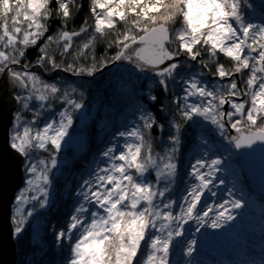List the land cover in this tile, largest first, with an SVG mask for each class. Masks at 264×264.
<instances>
[{
    "label": "snow or ice",
    "instance_id": "1",
    "mask_svg": "<svg viewBox=\"0 0 264 264\" xmlns=\"http://www.w3.org/2000/svg\"><path fill=\"white\" fill-rule=\"evenodd\" d=\"M239 7V0H89L91 23L85 19L78 30L69 31V21L83 8V4L77 3V0H0V78H10L25 88L30 86L31 95L17 97V100L24 101L23 108L27 109L28 101L33 96L36 100L47 101L61 92L55 83H47L34 72L20 71L14 67L21 65L22 58L34 47L39 53L37 66L50 67L53 71L60 70L73 76H91L96 71L93 54L96 43L104 40L109 48L116 49L113 60L134 61L141 71L154 73L162 89H166L168 80L174 77L179 67L175 62L178 58L183 56L197 61L203 53H207L211 63L201 59V66L208 68L220 80L228 78L230 82L210 88L192 79L184 89L180 116L185 120L202 117L216 125L221 135L227 121L239 134L230 140L235 148H251L257 140L264 142V26L245 24ZM233 21L239 25V29L233 26ZM53 22L57 29L54 34L46 36ZM82 34L86 40L74 46V38ZM45 36L44 43L39 44ZM57 53L61 58L59 62ZM218 54L231 60V68L216 62ZM68 56L72 57V62L64 59ZM89 58L93 61L91 67L80 63L81 59ZM213 65L215 70L211 71ZM22 67L27 69L29 65ZM237 74H240L243 87L232 79ZM75 91L71 89V92ZM190 97H195L198 102L189 103ZM233 98L240 99V102ZM62 99L74 110L83 107L71 98L67 89ZM149 99L159 102L156 95ZM177 104L179 106L180 101ZM226 104L231 110H224ZM72 123V114L65 109L60 113L59 121L51 120L38 130L23 126L21 131L22 121L17 115L16 131L10 137V147L23 156H28L32 149L47 151L49 145L54 152H59ZM154 124L155 119L151 115L144 120L147 129ZM173 127L177 133L180 131L178 123ZM120 135L124 136L125 133ZM129 135L138 142L126 143L118 155H112L113 149L109 148L104 156L111 161L110 167L102 169L103 174H97L95 189L90 187L89 192L83 194L85 200L94 201L104 214L92 212L91 222L86 224H82L79 215L71 217L69 232L78 227L82 231L71 247L72 258L68 264H135L149 227L156 228V221L161 220L160 231H164L176 219L171 212L161 213L153 204L155 197L164 196V192L157 193L150 185L139 180L149 167L158 166L152 156L151 142L139 131ZM172 142L177 143L178 136L173 137ZM168 159L170 161L171 157ZM220 163L219 159H213L208 165V173L200 172L199 169L205 167L202 161L197 160L193 165L192 174L199 183L189 191L190 199L185 198L187 206L181 212L180 220L195 218L201 223L206 222L211 209L204 211L202 216L196 213L204 190L212 183L210 177L218 170ZM39 164L45 165V161L40 160ZM51 164L53 167L56 165L55 156ZM164 169L168 176H172L176 165L168 162L164 164ZM133 170L136 176L132 174ZM28 171L37 173V165L33 163ZM48 171L45 165L37 179L47 184ZM28 184H35V180H28ZM40 192L47 196L44 188H40ZM31 199L38 198L33 196ZM22 200L23 196L19 197L17 204ZM45 203L46 199L40 201V206L43 207ZM228 203L225 201L219 206L222 210L212 219L211 228L223 227L235 219L225 207ZM230 203L233 209L243 207L240 200ZM164 207L170 205L165 204ZM76 211L82 213L85 209L81 205ZM16 215H20L19 207ZM14 222L21 225L24 219L15 220L14 217ZM21 231L20 226L14 229L15 234ZM175 235H180V232H175ZM58 236L64 238L66 233L60 232ZM172 236L173 232L169 230L165 239L153 237L150 244L152 251L147 254L143 264H167ZM157 253L163 255L158 256ZM191 253L190 247L188 254Z\"/></svg>",
    "mask_w": 264,
    "mask_h": 264
},
{
    "label": "trees",
    "instance_id": "2",
    "mask_svg": "<svg viewBox=\"0 0 264 264\" xmlns=\"http://www.w3.org/2000/svg\"><path fill=\"white\" fill-rule=\"evenodd\" d=\"M77 3L83 4L73 20L69 21L67 30H78L85 19L91 23V15L88 12L89 0H77ZM239 11L243 16H247L249 6L257 9L258 12L264 14V0H239ZM57 26L53 22L47 35H52L56 31ZM91 31V29L89 30ZM46 36L39 41L43 44ZM111 39V37H108ZM86 37L82 34L81 37L74 38V46L81 44ZM174 48L175 45H172ZM71 51V50H70ZM116 49L109 48L104 40H98L94 49L96 71L93 75L73 76L70 73H65L60 70L53 71L50 67L41 68L36 65V57L38 56L37 48H31L25 58H22L21 65L14 66L17 70H27L34 72L47 83H55L61 92L55 97H50L47 101L36 100L35 97L28 101L29 107L23 108V100H17V106L13 111L12 122L10 124L8 134L9 143L10 137L16 131L15 121L16 116L21 117V131L23 126H30L34 130L42 127L48 115L52 112L59 111L67 106L63 101V92L65 89L69 91L72 99L76 102L91 108L92 105L97 107V117L85 125V149L81 155L70 156L66 158L61 165L59 174L53 180V189L51 201L46 208H38L36 210V220L30 219L24 221L23 224L17 225L14 222L18 220L15 215L10 216L13 228V240L15 244L16 262L15 264H68L72 258L71 247L75 242V238L82 231L78 227L76 230L67 232L69 226L67 221L68 214L73 211L77 205L76 196L72 195V190L78 185L83 174L88 173V177L92 173L94 164L99 158L100 150L106 144L105 133L101 134L98 130L96 122L100 120L107 121L106 126H110L108 131L118 133L126 128V119H135V110H137L139 127L146 140L151 142L152 155L159 158L164 149L169 150L176 170L174 178L169 183H160L157 188V182L149 167L147 176L151 185L156 186L158 191H163L164 196L160 203L168 204L170 207L165 208L173 214L175 208L181 199L182 189L185 186V175L190 161L200 152L203 158L219 159L221 163L219 168L223 171L236 173L239 171L240 186L246 190V196L254 203L263 204V208L257 210V216L260 220L264 231V200L252 188V186L243 177L239 167L237 154L230 142L228 130L225 125L224 134L221 135V130L213 124L201 122L194 116L192 120H185L180 116L181 95L183 93V76L190 70H195L204 80L205 84L211 88L213 85L228 84L229 79L220 80L213 76L208 68L201 66L200 60L206 63L209 61L207 53H203L197 61H191L187 57H181L175 61L179 67L174 73V77L170 78L167 83V88L162 89L157 83V78L151 77L145 73L134 74L131 71L119 65L107 67L115 55ZM58 62L61 59L57 53ZM67 62H72V57H64ZM216 62L222 63L226 68H231L232 62L230 59L218 54ZM80 63L91 67L92 59L80 60ZM29 65L24 69L23 65ZM214 65L211 71H214ZM245 78L247 71L245 70ZM240 84V74H237ZM234 76L232 79H236ZM243 87L242 84H240ZM76 91L73 93L71 89ZM31 95V88H25L15 96L26 98ZM156 95L159 102H153L149 99L150 96ZM241 99H246L242 97ZM240 102V99H237ZM177 101H180L178 106ZM43 105V106H42ZM227 110H231L228 106ZM151 115L155 119V124L151 129L144 127V120ZM96 119V122H94ZM98 119V120H97ZM180 125V131L177 133L173 125ZM178 136V142L173 144L172 138ZM50 146L48 150L32 149L28 156H23L22 170H26L29 162L45 160L49 162L51 155ZM99 161V159H98ZM97 161V162H98ZM80 191H83V186H80ZM88 208L84 211V221L86 224L89 219H92L91 213L98 212L104 214L93 201L88 202ZM255 212V211H254ZM12 213V211H11ZM86 221V222H85ZM258 222H256L257 224ZM22 228L21 233L15 234V227ZM154 229L149 227L146 234V240L141 243V250L137 255L135 264H139L146 251L148 239L152 236ZM65 232L64 238H59L58 234ZM69 236L72 238L69 239ZM251 238V236H243L239 234H220L216 243H221L222 252H219V247L212 241H202L199 239L193 247L191 255L187 258L178 250L177 244L179 239H176L175 248L170 250L167 257L170 264H264V240Z\"/></svg>",
    "mask_w": 264,
    "mask_h": 264
},
{
    "label": "rangeland",
    "instance_id": "3",
    "mask_svg": "<svg viewBox=\"0 0 264 264\" xmlns=\"http://www.w3.org/2000/svg\"><path fill=\"white\" fill-rule=\"evenodd\" d=\"M249 13L247 16H243L241 13V17L245 24H251L254 26H264V14H261L257 11L255 8H251L249 6ZM240 12V11H239ZM233 26L237 27L239 29V25L235 24L233 21ZM255 55V53L253 54ZM183 57V56H182ZM192 79H197L200 81V83L203 86H207L204 82V80L200 77V75L195 70H190L183 76V93L181 95V105L183 106V97L185 95L184 89L187 87L188 83ZM29 95H27L28 97ZM236 100V102H239L237 98H233ZM189 103L198 102L195 97H190L188 100ZM83 105V104H82ZM67 109L72 114L73 123L68 129V135L64 137V140L61 142V148L59 152H54V150L51 151L52 157L55 156L56 158V165L53 167L51 164L52 157L49 158V162L45 161V165L49 169L47 172L48 180L49 182L45 184L42 180L37 179L39 174L44 171L45 165H40L39 161H32L29 162L26 166V170L23 171V184L22 187L16 192L15 198L12 203L11 211L12 215H15L17 219H21L23 217L24 221L36 219V210L38 208H46L50 201H51V195H52V189H53V180L54 178L59 174L61 165L64 163L66 158L70 156H77L81 155L85 149V125L88 122H91L93 118L97 117L98 111L97 107L94 105L91 106V108H87L85 105L79 110H74L70 105H67L65 108L52 112L48 115L47 119L44 121L43 126L50 122L51 120L59 121L60 119V113L65 111ZM137 110H135V119L134 118H128L127 121V127L123 130L119 131L118 133H114L112 131H108L110 126H106L107 121L98 120L96 122V119L94 122L98 124V130L101 134L105 133V146H103L100 150L99 155V161L96 160L94 164V168L92 170V173L90 174V177H88V173H84L83 176L80 179V186H83V191H80L78 185L73 188L72 195L76 196V202L77 205L73 209V211H70L68 214L67 221L69 222V225L71 224V217L73 215H79L81 221H84V212L77 213V209L83 205L84 209L88 208V202L91 200H85L84 199V193L89 192V188L91 187L93 190L96 186V180L95 177L97 174H103L102 169L110 167L111 161L108 157L104 156V153L109 149H113L112 155H118L120 151L124 150V145L126 143H137L138 141L129 135V133L134 131H139V122L137 115ZM196 119L198 118L201 122L205 121L208 124H212L210 121L204 120L202 117L195 116ZM40 128V129H41ZM120 133H125L124 136H121ZM142 133V132H141ZM152 152V151H151ZM197 155L190 161L186 175H185V186L184 189H182V195L181 199L178 203V206L175 208V211L173 212V216L176 217L173 221L170 222V228L164 229V231H160L161 227V220L156 221V228H153V234L148 239V242L146 244V251L143 255L142 260L139 264H143V261L146 260L147 254L152 251L150 244L151 239L155 236H160L161 239L167 238V232L171 230L173 232V236L171 238V242L169 245V251L174 249L176 243V239H179V244H177L178 250L185 256V258L188 257L189 248L193 247L197 244V242L200 240L202 241H212L215 245L219 247V252H222V245L221 243H216V240L220 234H227L231 235L233 234H239L243 235L245 237L251 236V238L257 237L255 239L258 240H264V231L262 230V225L259 223V218L256 217L257 213L255 209L263 208V204L259 203L256 204L252 200H249V198L246 196V190L240 186L239 179V171L236 173H231L229 171H223L221 168H219V165L217 166V171H214L210 179L212 180V183L209 185L207 189L204 190V195L201 199V203L198 207L196 215H203V212L211 209L209 212L208 217L206 218V222L201 223L197 219H185L180 220L179 217L181 215V212L186 210V197H188V193L191 190L192 186L194 184L199 183L193 173V165L196 164L197 160L202 161L205 164V167L202 169H199L202 173H208L210 171L208 165L211 164V161L213 159L209 158H203L200 155V152H196ZM153 156V155H152ZM169 157H171L169 150L167 148L163 150L161 156L159 158H156L153 156L154 159L157 161V167H152L151 171L153 172V175L155 177V180L157 182V188L160 187V183H169L174 178V175L168 176L167 170L164 169V164L171 162L174 163L171 157V160L169 161ZM98 161V162H97ZM37 165V173H31L28 171L29 167L32 164ZM161 173H164L163 175ZM132 174L136 176V173L134 170L132 171ZM33 179L35 180V184L29 185L28 180ZM139 180L141 182L147 183L152 187L154 191L159 193L160 191L157 190L156 186L153 187L151 185V182H149V177L147 176V172L142 176L139 177ZM87 182V183H86ZM40 188H44L47 192V196L41 194ZM215 193V195H213ZM23 196V200L18 205L17 199L19 197ZM33 196L37 197L38 199L33 200L31 199ZM163 197V196H162ZM161 196L157 195L153 201L154 206L158 211L161 213L169 212L165 210L164 205L160 203ZM46 199V203L43 207L40 206V201H43ZM232 200H240L243 207L239 209H233L231 207L230 201ZM225 201H229L228 204L225 205V207L228 209V213L235 216V219L233 221H229L227 224H225L223 227L220 228H211L209 225L212 221V219L215 218L218 211H221L220 205L224 204ZM94 202V201H93ZM95 203V202H94ZM146 205H141V207H144ZM20 208V215H16V209ZM255 211V212H254ZM31 212V215H28V213ZM86 222V221H85ZM91 219L87 223H90ZM256 222H258L256 224ZM168 223V222H164ZM179 231L180 235H175V232ZM69 233V226L66 230V233ZM168 251V256L170 252ZM158 256L163 255V253H157ZM167 256V257H168ZM185 260H182V263L185 264ZM167 264H170L168 258H167Z\"/></svg>",
    "mask_w": 264,
    "mask_h": 264
},
{
    "label": "water",
    "instance_id": "4",
    "mask_svg": "<svg viewBox=\"0 0 264 264\" xmlns=\"http://www.w3.org/2000/svg\"><path fill=\"white\" fill-rule=\"evenodd\" d=\"M113 65L122 66L134 74L147 73L157 78L152 72L138 69L134 61L113 60L107 67ZM237 82L239 84L238 78ZM24 89L25 87L10 78H0V264H15L16 262L10 216L16 192L23 184V156L11 149L8 130L12 122L13 111L17 106L15 95ZM228 106L226 104L224 110H227ZM225 125L230 140L239 135L227 121ZM231 144L237 154L243 177L264 200V142L257 140L251 148L240 149L235 148L234 143L231 142Z\"/></svg>",
    "mask_w": 264,
    "mask_h": 264
},
{
    "label": "bare ground",
    "instance_id": "5",
    "mask_svg": "<svg viewBox=\"0 0 264 264\" xmlns=\"http://www.w3.org/2000/svg\"><path fill=\"white\" fill-rule=\"evenodd\" d=\"M180 58H181V57H180ZM180 58H179V59H180ZM179 59H178V60H179ZM145 74H147V73H145ZM148 75H149V74H148ZM9 144H10V143H9Z\"/></svg>",
    "mask_w": 264,
    "mask_h": 264
}]
</instances>
